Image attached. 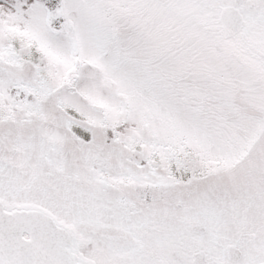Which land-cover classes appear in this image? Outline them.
I'll return each mask as SVG.
<instances>
[{
	"label": "snow or ice",
	"instance_id": "1",
	"mask_svg": "<svg viewBox=\"0 0 264 264\" xmlns=\"http://www.w3.org/2000/svg\"><path fill=\"white\" fill-rule=\"evenodd\" d=\"M0 264H264V0H0Z\"/></svg>",
	"mask_w": 264,
	"mask_h": 264
}]
</instances>
